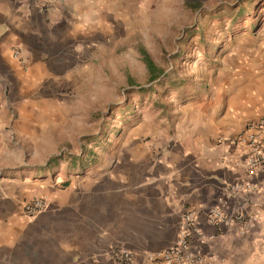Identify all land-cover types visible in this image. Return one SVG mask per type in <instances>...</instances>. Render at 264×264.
I'll return each instance as SVG.
<instances>
[{
	"label": "crops",
	"instance_id": "obj_1",
	"mask_svg": "<svg viewBox=\"0 0 264 264\" xmlns=\"http://www.w3.org/2000/svg\"><path fill=\"white\" fill-rule=\"evenodd\" d=\"M93 7L94 0H0L7 90L0 110V264H116L118 247L134 250L139 264L146 252L175 241L188 208L206 234L204 249L217 258L241 233L210 223L208 208L236 203L264 212V171L247 191H230L245 180L244 147L236 139L264 118V39L250 52L226 56L212 84L177 93L171 113L157 123L136 126L131 141L138 143L121 150L116 164L71 166L69 177L52 181L44 178L47 164L23 160L32 152L20 142L70 133L73 118L44 115L65 99L53 93L84 87L97 47L86 26ZM37 196L47 208L25 213L24 201Z\"/></svg>",
	"mask_w": 264,
	"mask_h": 264
},
{
	"label": "rangeland",
	"instance_id": "obj_2",
	"mask_svg": "<svg viewBox=\"0 0 264 264\" xmlns=\"http://www.w3.org/2000/svg\"><path fill=\"white\" fill-rule=\"evenodd\" d=\"M91 12L87 32L94 29L97 47L84 87L53 93L65 99L44 115L73 118L70 133L20 142L32 152L23 160L47 164L44 178L52 181L69 177L64 172L79 162L116 164L121 150L138 143L131 141L136 126L157 123L177 93L212 84L226 56L250 52L264 39V0H94ZM252 212L254 227L238 229L213 264H264V212Z\"/></svg>",
	"mask_w": 264,
	"mask_h": 264
},
{
	"label": "built area",
	"instance_id": "obj_3",
	"mask_svg": "<svg viewBox=\"0 0 264 264\" xmlns=\"http://www.w3.org/2000/svg\"><path fill=\"white\" fill-rule=\"evenodd\" d=\"M20 49H14L13 56L21 58ZM5 81L0 76V110L6 94ZM236 141L244 147L245 180L234 182L230 186L232 195H239L253 185L252 179L264 171V118L252 121L238 135ZM48 201L45 197H34L23 204L25 213L37 214L45 210ZM207 220L212 224L236 225L241 233L248 232L257 221V213L248 211L239 204L231 208L212 206L206 210ZM193 234L195 237H193ZM206 234L197 223V211L186 209L181 217L177 238L169 246L156 251H148L139 264H213L215 255L204 249ZM116 264H136L137 253L127 247H118L113 251Z\"/></svg>",
	"mask_w": 264,
	"mask_h": 264
},
{
	"label": "trees",
	"instance_id": "obj_4",
	"mask_svg": "<svg viewBox=\"0 0 264 264\" xmlns=\"http://www.w3.org/2000/svg\"><path fill=\"white\" fill-rule=\"evenodd\" d=\"M59 157L58 156H55L54 158H53V160L54 159H58ZM72 158H73V160L74 161H78V157H75V156H72ZM82 164H86V165H83L82 166ZM92 165V164H91ZM87 166H89V165H87V163L86 162H79V163H77V164H73V166L72 167H77V168H81V167H84V168H86Z\"/></svg>",
	"mask_w": 264,
	"mask_h": 264
}]
</instances>
